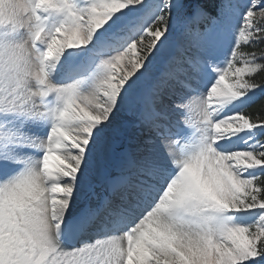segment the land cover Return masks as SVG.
Instances as JSON below:
<instances>
[{
	"label": "snow or ice",
	"instance_id": "snow-or-ice-1",
	"mask_svg": "<svg viewBox=\"0 0 264 264\" xmlns=\"http://www.w3.org/2000/svg\"><path fill=\"white\" fill-rule=\"evenodd\" d=\"M35 3L39 71L0 59V264H264V0Z\"/></svg>",
	"mask_w": 264,
	"mask_h": 264
},
{
	"label": "clouds",
	"instance_id": "clouds-1",
	"mask_svg": "<svg viewBox=\"0 0 264 264\" xmlns=\"http://www.w3.org/2000/svg\"><path fill=\"white\" fill-rule=\"evenodd\" d=\"M35 0H0V59L14 54L22 61L25 83L39 71L31 44L36 11Z\"/></svg>",
	"mask_w": 264,
	"mask_h": 264
},
{
	"label": "trees",
	"instance_id": "trees-1",
	"mask_svg": "<svg viewBox=\"0 0 264 264\" xmlns=\"http://www.w3.org/2000/svg\"><path fill=\"white\" fill-rule=\"evenodd\" d=\"M211 2L215 3L218 0H211ZM205 21V20H202ZM264 48V45L261 46ZM258 82H264V74H259L255 77ZM245 111L249 112L253 115L264 114V96H258L254 103L250 104Z\"/></svg>",
	"mask_w": 264,
	"mask_h": 264
},
{
	"label": "rangeland",
	"instance_id": "rangeland-1",
	"mask_svg": "<svg viewBox=\"0 0 264 264\" xmlns=\"http://www.w3.org/2000/svg\"><path fill=\"white\" fill-rule=\"evenodd\" d=\"M74 3L77 4V6H80V0H74ZM61 19V15L58 13H50L49 14V21H48V26L52 27L54 26L57 22H59V20ZM206 20V19H205ZM202 21V20H201ZM200 21V26L203 28L204 26H208L210 25L211 21L210 20H206L208 22H205V24H203ZM81 80L80 86H81V90H87L89 83H90V78L89 77H84V78H77Z\"/></svg>",
	"mask_w": 264,
	"mask_h": 264
}]
</instances>
